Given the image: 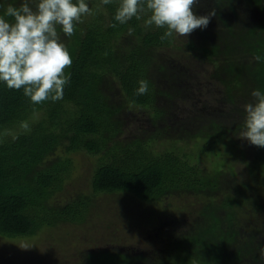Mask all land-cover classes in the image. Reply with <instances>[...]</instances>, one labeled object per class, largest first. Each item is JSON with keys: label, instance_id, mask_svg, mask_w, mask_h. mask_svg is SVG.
<instances>
[{"label": "trees", "instance_id": "16d2710c", "mask_svg": "<svg viewBox=\"0 0 264 264\" xmlns=\"http://www.w3.org/2000/svg\"><path fill=\"white\" fill-rule=\"evenodd\" d=\"M85 2L93 14L82 17L72 37L60 34L73 59L66 69L70 82L62 100L33 105L23 89H9L0 82V233L29 236L59 222H84L91 209L89 194L82 193L61 206L50 202L74 170L69 155L83 152L97 157L91 177L94 194L127 192L139 202H156L170 192L210 193L201 198L198 207L187 212L175 208L174 213L160 218L157 226L154 224L152 257L120 247L100 248L84 257L87 264H264L260 258L264 222L243 217L248 211L264 218V188L243 184L228 187L218 160L213 162L214 170L205 173L201 156L215 151L228 134L217 121L206 123L208 114L197 109L204 92L195 91L199 83L189 87L197 76L154 54V48L182 49L186 57L212 60L218 68L227 70L230 77L233 75L230 81L236 83V90L244 74V80L259 83L264 91V26H248L236 35L228 34L233 42L226 48L215 42L206 46L195 38L178 46L181 39L175 34L160 39L166 28L145 27L150 15L147 10L140 20L133 17L121 25L114 18L120 0L108 5L101 0ZM9 4L21 5L19 0H0V15ZM129 29H133L132 34ZM109 77L131 104L150 111L153 123L162 121L168 127L177 123L184 131L191 130L193 122L201 124L196 134L188 132V139L197 140L196 150L188 153L156 148L155 141L167 130L160 124L146 130L142 139L116 140L124 121L105 93L104 80ZM142 79L149 82V92L136 96ZM167 79L170 85L164 89L161 84ZM206 86L210 94L212 86ZM162 93L168 99L164 107L157 101ZM23 123L29 125L28 131L22 128ZM226 139L234 147L235 142ZM57 152L56 159H46ZM257 153V162L262 161L264 166V148L258 147ZM252 178L264 184L255 175ZM212 193L222 194L215 198Z\"/></svg>", "mask_w": 264, "mask_h": 264}, {"label": "rangeland", "instance_id": "374dc122", "mask_svg": "<svg viewBox=\"0 0 264 264\" xmlns=\"http://www.w3.org/2000/svg\"><path fill=\"white\" fill-rule=\"evenodd\" d=\"M19 1L22 3V0ZM29 2L35 9L38 0H29ZM213 9L216 15L211 18L208 27L195 30L187 38L177 36L181 39L178 46H183L184 40L195 38L197 42L204 41L206 46H211L215 42L226 48L228 42H233L232 36L228 37V34L236 35L240 29L243 30L248 26H264V0H201L195 11L197 15H206ZM224 20L229 24L225 25ZM58 31L61 34L62 30L58 28ZM174 49L162 47L158 51L154 48V54L159 53L174 66L197 76L189 82L191 88H195L199 83L196 92L199 90L207 93L206 84H211V93H207L208 95L203 93L202 100L197 103V109L201 108L208 114L206 123L217 121V125L224 126V133L228 134V136L222 135L225 138H221L215 151L201 156L203 170L205 173H211L215 168L214 163L218 160L222 162L218 164V168L220 167L219 170L223 173L225 185L228 187L233 189L235 185L234 188H239L243 184L247 187L264 188V184L261 182L258 184L252 178L255 175L256 180H264V166L262 161L257 162L258 147L238 137L244 129L246 115L244 106L253 102L254 98L251 95L253 90L262 89L259 83L244 80L243 74V79L240 80L241 86L236 90V83L230 81L233 80L231 78L233 75L230 77L227 70L218 68L212 60L197 61L189 58L191 56L186 57L184 50ZM180 54L183 57H180ZM104 81L106 82L104 85L107 84L105 93L109 96L111 105L119 109L122 122L124 121L118 135L119 139L116 140L132 142L138 138L142 139L146 135V130L154 129L160 124L162 129L167 127V130L155 141L156 148L172 149L177 152L183 150L188 153L196 150L197 140L188 139V132L195 133L196 129L202 126L201 124L200 126L198 122H193L191 130L187 128V131L180 130L177 123L171 124L172 127H168V124L162 121H157L155 124L152 122L150 111L131 104L112 77ZM161 85L164 89L167 88L170 85L168 79ZM157 101L161 107L168 104V99L163 93L159 95ZM226 138L235 142L234 147L230 146ZM57 154L58 152L50 153L46 159H56ZM69 158L74 167L71 177L61 191L51 196L50 202L61 206L82 193L89 194L91 209L86 220L82 223L59 222L54 226L43 227L29 236L10 237L0 233V264H87L84 259L87 254L100 248L111 250L119 247L136 253H146L152 257L154 252L151 249V242L154 241L152 237L154 233L151 230L154 224L157 226L160 218L166 217V214L171 212L174 213L175 208L187 212L198 207L201 198L210 194L207 191L191 190L181 193L176 191L170 192L156 202H139L127 192L94 194L91 189V177L97 157L75 152L70 154ZM255 162L257 163L253 165ZM212 194L215 198H219L222 193ZM248 213L246 211L243 215L246 220L247 218L253 220L255 217L260 219V224L264 222L263 217ZM155 242L156 240L153 243Z\"/></svg>", "mask_w": 264, "mask_h": 264}, {"label": "clouds", "instance_id": "9594fccd", "mask_svg": "<svg viewBox=\"0 0 264 264\" xmlns=\"http://www.w3.org/2000/svg\"><path fill=\"white\" fill-rule=\"evenodd\" d=\"M111 2L101 0L103 5ZM200 3L201 0H120L114 18L123 25L133 17L140 20L147 10L150 15L145 20L146 28L153 25L166 28L160 37L162 41L174 34L187 38L197 29H206L216 15L215 9L197 15L195 10ZM92 14L85 0H38L35 9L29 0H23L19 7L9 4L0 15V82L9 89H23L33 105L62 100L65 86L70 82L66 69L71 67L73 59L58 28L65 36L72 37L76 25L83 22L82 17ZM132 32L129 29V34ZM255 59L260 61L261 57ZM148 92L149 82L140 80L135 95ZM251 95L254 100L244 106V129L238 137L264 148V91L256 89ZM22 128L28 131L29 125L23 123ZM260 258L264 259V248L260 249Z\"/></svg>", "mask_w": 264, "mask_h": 264}]
</instances>
